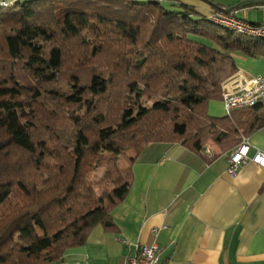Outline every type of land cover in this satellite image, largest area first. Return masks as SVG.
<instances>
[{"label":"trees","instance_id":"trees-1","mask_svg":"<svg viewBox=\"0 0 264 264\" xmlns=\"http://www.w3.org/2000/svg\"><path fill=\"white\" fill-rule=\"evenodd\" d=\"M237 58L264 61V40L183 4L28 0L0 9V264H59L95 228L117 233L112 212L150 146L201 154L214 142L224 154L263 129L264 103L230 118L208 113L239 72Z\"/></svg>","mask_w":264,"mask_h":264},{"label":"crops","instance_id":"crops-1","mask_svg":"<svg viewBox=\"0 0 264 264\" xmlns=\"http://www.w3.org/2000/svg\"><path fill=\"white\" fill-rule=\"evenodd\" d=\"M160 2L183 4L206 17L220 10L217 7L229 10L213 0ZM250 2L264 0L244 3ZM246 12L232 13L243 19ZM236 62L247 77L264 75L263 60ZM208 113L226 117L222 101L211 102ZM247 139L250 158L257 151L264 153V128ZM233 152L223 154L214 142L201 154L183 145L150 146L132 167L127 199L112 212L118 232L95 228L87 243L68 251L59 264H123L134 245L154 242L162 250L161 264H264V167L249 160L230 175ZM154 230L159 231L157 237Z\"/></svg>","mask_w":264,"mask_h":264},{"label":"built area","instance_id":"built-area-1","mask_svg":"<svg viewBox=\"0 0 264 264\" xmlns=\"http://www.w3.org/2000/svg\"><path fill=\"white\" fill-rule=\"evenodd\" d=\"M28 0H0V9H9ZM263 13L262 22L251 23L237 18L232 12L214 11L209 20L214 24L235 32L248 39L264 40V5L257 7ZM221 101L225 107L226 116L231 117L234 112L252 109L264 103V75L247 77L242 71L228 79L222 86ZM251 145L247 138L229 157V174L235 175L237 171L249 160L264 167V153L257 151L250 158ZM158 230L152 235L157 237ZM133 255L128 256L123 264H161L162 250L157 242L151 246L136 244L133 246Z\"/></svg>","mask_w":264,"mask_h":264},{"label":"rangeland","instance_id":"rangeland-1","mask_svg":"<svg viewBox=\"0 0 264 264\" xmlns=\"http://www.w3.org/2000/svg\"><path fill=\"white\" fill-rule=\"evenodd\" d=\"M233 1H235V2H233ZM245 1H249V0H240V1L239 0H213L215 5H218V4L222 5L223 7H226V9H229L230 7L237 6V5H239V3H244ZM232 3H234V4H232ZM163 6L167 9L171 8V6L168 5L167 3H164ZM241 10H242V12L247 11L245 14V16H246L245 18H243L244 17L243 13H240V15L238 16V17L243 18V20L249 21V22H261L262 21L263 13L261 10L255 9V8L254 9L245 8V9H241ZM248 10H250V11H248ZM192 39H195V38H192ZM195 40L198 41L199 39L196 38ZM205 44H208V42L205 41ZM235 113L236 112H234L233 115ZM240 134L243 135V133H240ZM131 154L134 155V153L131 152V153H128V157H130ZM121 166H122V168H127V163L125 161H123V162H121ZM105 170H106L105 168H101L98 171H96L92 175L93 181H95V182L99 181L102 178Z\"/></svg>","mask_w":264,"mask_h":264},{"label":"water","instance_id":"water-1","mask_svg":"<svg viewBox=\"0 0 264 264\" xmlns=\"http://www.w3.org/2000/svg\"><path fill=\"white\" fill-rule=\"evenodd\" d=\"M229 12H231L232 10H228Z\"/></svg>","mask_w":264,"mask_h":264}]
</instances>
